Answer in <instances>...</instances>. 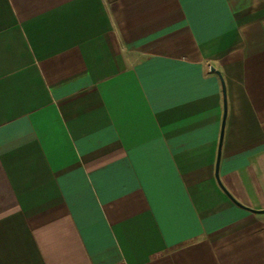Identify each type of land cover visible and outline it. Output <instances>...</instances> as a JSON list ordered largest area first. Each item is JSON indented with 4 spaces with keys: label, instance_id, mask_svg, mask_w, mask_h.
I'll list each match as a JSON object with an SVG mask.
<instances>
[{
    "label": "crops",
    "instance_id": "crops-1",
    "mask_svg": "<svg viewBox=\"0 0 264 264\" xmlns=\"http://www.w3.org/2000/svg\"><path fill=\"white\" fill-rule=\"evenodd\" d=\"M263 211L264 0H0V264H264Z\"/></svg>",
    "mask_w": 264,
    "mask_h": 264
},
{
    "label": "water",
    "instance_id": "water-1",
    "mask_svg": "<svg viewBox=\"0 0 264 264\" xmlns=\"http://www.w3.org/2000/svg\"><path fill=\"white\" fill-rule=\"evenodd\" d=\"M225 105V104H224ZM218 160H219V155H218V159H217V164H216V174H215V176H216V179H217V181H218V183H219V185L222 187V185H221V183H220V181H219V179H218ZM223 188V187H222ZM225 190V189H224ZM225 192H226V194L229 196V198L235 203V204H237L238 205V203L235 201V199L225 190ZM263 213H264V211H263Z\"/></svg>",
    "mask_w": 264,
    "mask_h": 264
}]
</instances>
